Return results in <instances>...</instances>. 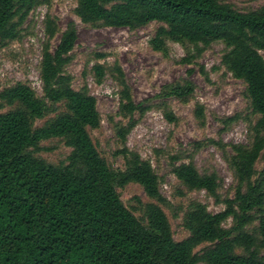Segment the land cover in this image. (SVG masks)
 Returning <instances> with one entry per match:
<instances>
[{"label": "trees", "instance_id": "1", "mask_svg": "<svg viewBox=\"0 0 264 264\" xmlns=\"http://www.w3.org/2000/svg\"><path fill=\"white\" fill-rule=\"evenodd\" d=\"M48 1L0 0V44L18 38L29 11ZM73 10L92 25L134 29L156 21L151 48L165 52L167 40L179 42L186 49L185 62L211 41H220L219 62L243 81L256 116L247 121V143L209 139L231 170V196L220 197L216 171L200 172L190 160L171 161V173L188 190L202 189L223 203L220 210L209 211L201 201L189 200L181 216L187 234L175 240L159 205L167 201L158 190L157 174L148 160L123 145L132 112L142 107L132 99L121 67L117 62L91 66L97 82L105 71L111 74L118 85V114L127 117L125 124H113L122 143L115 152L123 159V167L115 168L86 130L99 121L94 96L86 83L74 88L65 70L76 39L74 22L68 20L59 30L45 13L40 93L23 81L0 88V104L10 106L0 111V264H264V5L242 11L226 0H75ZM193 88L188 74L161 85L163 95L182 100ZM193 112L202 121L201 104ZM36 119L43 120L35 124ZM53 137L69 149L49 162L36 153L45 148L41 141ZM258 159L262 165L256 169ZM127 182H136L154 199L140 204L141 219L117 194L116 186Z\"/></svg>", "mask_w": 264, "mask_h": 264}, {"label": "rangeland", "instance_id": "2", "mask_svg": "<svg viewBox=\"0 0 264 264\" xmlns=\"http://www.w3.org/2000/svg\"><path fill=\"white\" fill-rule=\"evenodd\" d=\"M226 1L242 11L264 5V0ZM74 6L75 0H49L29 11L21 25L20 36L0 44V88L23 81L39 94L38 61L45 39L43 17L45 13L52 16L59 30L72 20L76 39L65 70L71 75L74 88L86 83L99 115L95 127H86L87 133L109 166L123 167L122 156L115 152L122 143L113 128L114 123L125 124L127 121V117L118 114V85L108 71L100 81H95L91 69L96 62L103 66L117 62L132 99L142 107L132 112L133 124L125 134L123 145L148 160L157 174L158 190L167 201L159 205L169 221L172 237L178 240L187 234L181 225V216L189 200L201 201L209 211L220 210L223 203L215 202L202 189L188 190L171 173L170 163L190 160L200 172L216 171L220 178V197L232 195L235 181L231 170L221 149L209 139L225 143L248 142L247 121L254 120L256 114L250 112L244 83L220 64L223 44L218 40L211 41L199 55L185 62L181 58L186 49L179 42L167 40L165 52L151 48L149 38L158 22L149 21L134 29L92 25L79 19ZM57 39L58 32L49 40L51 47ZM260 53L264 59V51ZM187 69H190L189 73ZM187 74L194 83L187 99L162 94L161 85ZM196 103L201 104L202 121L194 115ZM8 108L9 105L0 104V111ZM234 114L237 116L231 120H221ZM43 119H36L34 123L39 124ZM40 144L45 148L36 154L49 162L62 159L69 149L55 137ZM225 150L228 151V147ZM261 165L262 161L256 160V169ZM116 191L122 203L140 219V204L154 201L136 182L116 186ZM229 223L228 218L223 224Z\"/></svg>", "mask_w": 264, "mask_h": 264}]
</instances>
